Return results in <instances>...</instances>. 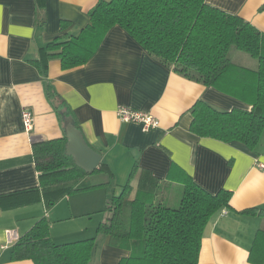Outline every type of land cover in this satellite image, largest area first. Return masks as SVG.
<instances>
[{"label": "crops", "instance_id": "crops-1", "mask_svg": "<svg viewBox=\"0 0 264 264\" xmlns=\"http://www.w3.org/2000/svg\"><path fill=\"white\" fill-rule=\"evenodd\" d=\"M98 1L0 0V264H34L12 259L16 241L7 243L6 230L15 229L21 237L44 216L56 243L95 237L89 264H117L130 250L110 245L109 236L98 228L108 218L109 199L129 181L136 189L142 173L169 181L170 190H178V202L186 176L211 193L231 191L230 206L205 228L198 264H258L250 261V254L253 250L256 258L264 253V241L255 252L256 234L264 229V134L252 150L241 141L191 131V108L199 99L219 110L251 109L250 104L174 71L119 25L109 29L81 66L64 70L55 58L44 75L33 62L57 37L80 35ZM206 1L264 32V0ZM231 59L250 68L259 64L235 49ZM48 83L66 101L86 141L103 154L99 167L85 179L105 183L65 195L50 208L32 144L66 133L47 98ZM122 105L150 112L159 124L145 131L143 123L122 120L117 114ZM25 109L35 117L31 130L25 128ZM250 208L262 213L244 211Z\"/></svg>", "mask_w": 264, "mask_h": 264}, {"label": "trees", "instance_id": "trees-1", "mask_svg": "<svg viewBox=\"0 0 264 264\" xmlns=\"http://www.w3.org/2000/svg\"><path fill=\"white\" fill-rule=\"evenodd\" d=\"M89 14L91 22L80 35L59 36L41 49L33 62L44 75L55 58L64 70L85 64L109 29L119 25L174 71L252 106L219 110L199 99L191 108L192 132L223 141H241L252 150L258 149L264 134V32L254 24L206 0H99ZM234 49L257 58L258 67L233 61L230 54ZM46 95L63 125L65 117L72 115L66 101L51 83ZM66 143L64 136L32 144L47 208L65 195L105 184L85 179L89 173L66 153ZM181 181L183 194L178 207L156 201V195L163 185L169 186V181L155 180L144 173L136 189L129 181L109 199L105 208L108 218L98 231L109 236L110 245L130 250V255L117 264L199 263L205 228L216 213L230 206L232 192L222 189L211 193L189 176ZM244 211L262 213L260 208ZM263 241L264 229H259L255 252ZM96 244L95 237L56 243L51 222L44 216L16 241L12 259H31L34 264H89ZM253 255L252 250L250 261L264 263V253L257 259Z\"/></svg>", "mask_w": 264, "mask_h": 264}, {"label": "water", "instance_id": "water-1", "mask_svg": "<svg viewBox=\"0 0 264 264\" xmlns=\"http://www.w3.org/2000/svg\"><path fill=\"white\" fill-rule=\"evenodd\" d=\"M64 131L67 137L66 153L87 173L99 167L103 154L93 148L85 139L82 130L77 127L72 115L65 117Z\"/></svg>", "mask_w": 264, "mask_h": 264}, {"label": "built area", "instance_id": "built-area-1", "mask_svg": "<svg viewBox=\"0 0 264 264\" xmlns=\"http://www.w3.org/2000/svg\"><path fill=\"white\" fill-rule=\"evenodd\" d=\"M117 114L124 121H135L143 123L145 131L159 124V120L150 112L137 110L128 105L120 106L117 109ZM23 120L26 130H31L33 128V123L35 120L33 112L29 109H25L23 111ZM6 235L8 244L13 241H18L20 238L18 231L15 229H7Z\"/></svg>", "mask_w": 264, "mask_h": 264}, {"label": "rangeland", "instance_id": "rangeland-1", "mask_svg": "<svg viewBox=\"0 0 264 264\" xmlns=\"http://www.w3.org/2000/svg\"><path fill=\"white\" fill-rule=\"evenodd\" d=\"M238 52L246 54L252 60L258 61L257 58L252 57L249 53H247L245 51L238 50ZM230 56H231V54H230ZM237 62H238V60H237ZM175 186H181L182 187V185H178V184H176ZM118 194H119V192H117V195ZM182 194H183V190L181 191V194H180V198H179L180 200H181ZM156 196H157V200H156L157 202L162 201L163 204L168 206V207H178L180 204V202L177 201V196H179L178 190L177 189H171L170 190L169 186L163 185Z\"/></svg>", "mask_w": 264, "mask_h": 264}]
</instances>
